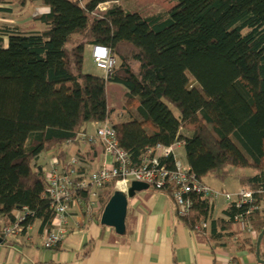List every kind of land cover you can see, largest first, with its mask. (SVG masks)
Masks as SVG:
<instances>
[{"label": "trees", "instance_id": "1", "mask_svg": "<svg viewBox=\"0 0 264 264\" xmlns=\"http://www.w3.org/2000/svg\"><path fill=\"white\" fill-rule=\"evenodd\" d=\"M121 1L0 0V12L13 11L5 6L9 3L23 9L38 2L48 8L33 17L43 28L0 25V217L15 222L17 212L27 208L21 234L38 223L41 232L50 230L55 215L36 161L57 149L65 162L62 145L81 143L89 123H112L133 163L140 164L157 145L182 142L190 173L198 180H225L235 169L240 184L252 191V201L230 204L227 219L212 222L211 238H222L221 232L231 230L238 218L260 235L264 0H176L169 14L150 17L117 5ZM105 4L112 5L102 10ZM89 45L108 47L116 59L107 79L84 71ZM110 82L125 88L124 106L135 107L125 121L111 119ZM89 145V152L103 147ZM86 170L78 168L79 174H90ZM156 190L172 197L166 188ZM114 192L112 182L98 193L101 207L89 214L98 225ZM76 196L86 205L92 201L90 191ZM188 197L192 206L183 222L191 230H206L209 200L195 192ZM256 243L240 239L244 250L254 251Z\"/></svg>", "mask_w": 264, "mask_h": 264}, {"label": "crops", "instance_id": "2", "mask_svg": "<svg viewBox=\"0 0 264 264\" xmlns=\"http://www.w3.org/2000/svg\"><path fill=\"white\" fill-rule=\"evenodd\" d=\"M38 4L43 6L40 13L48 11L43 4ZM122 117L111 112L114 123L125 121ZM95 124L93 131L88 125L85 133L93 135L103 125ZM62 147L66 152V161L59 159L60 168H64L73 157H80V153L85 158L80 166L86 167V172L98 170L109 162L101 146L96 152H89L91 146L82 143L64 144ZM182 149L184 146L179 148L178 153L188 165ZM53 156H57V149L42 154L35 163L36 167L45 172ZM203 182L217 189L216 182L211 178H205ZM241 187L239 182L238 189L231 191L232 194ZM222 192L228 193L226 190ZM211 206V221L206 230H191L178 215L172 197L166 192L149 188L129 199L126 233L120 236L113 228L98 225L88 214L86 204L74 205L69 210L70 232L58 249L47 250L41 246L45 232H41L38 223L25 234L0 235V264H264V236L259 242L262 233L258 235L252 226L251 232H243L235 225L231 230L222 231V238H211L212 222L227 219L229 205L219 199ZM21 214L23 212L18 211L16 215ZM242 238L250 239L252 245L257 242L255 250L242 249Z\"/></svg>", "mask_w": 264, "mask_h": 264}, {"label": "built area", "instance_id": "3", "mask_svg": "<svg viewBox=\"0 0 264 264\" xmlns=\"http://www.w3.org/2000/svg\"><path fill=\"white\" fill-rule=\"evenodd\" d=\"M91 53L96 67L108 78L116 67V60L112 57L110 50L103 45H93ZM81 143H100L109 162L90 174H79L78 168L81 164L79 157H73L64 168H60L59 158L53 156L49 168L44 172L47 196L55 215L51 229L45 230L42 236L41 246L47 250L56 248L68 236L71 228L69 222L71 207L85 205L84 201L76 196V192L81 190L91 192L92 201L86 205L87 212L90 214L101 207L99 201H93L98 197L99 191L112 182H114L115 191L119 190L124 193L128 192L135 181L149 184L150 187L159 190L166 188L171 191L178 215L182 218L187 216L191 210L192 201L188 195L192 192L207 198L211 205L223 199L228 205L237 203L241 206L252 201L253 198L252 191L246 186H242L237 193L230 194L215 190L198 180L190 173L189 166L180 158L178 150L183 146L182 142L172 146L157 145L149 149L140 164L133 163L130 155L119 146L117 132L110 123L102 125L93 135H82ZM168 158H173L171 164L166 162ZM24 210L26 211L17 216L15 222L0 217L1 236L23 232L25 229L23 222L28 209L24 208ZM236 225L239 231H252L251 226L247 224L248 227H246L241 218L236 220Z\"/></svg>", "mask_w": 264, "mask_h": 264}, {"label": "rangeland", "instance_id": "4", "mask_svg": "<svg viewBox=\"0 0 264 264\" xmlns=\"http://www.w3.org/2000/svg\"><path fill=\"white\" fill-rule=\"evenodd\" d=\"M41 4V3H40ZM178 4L176 0H124L117 5H122L123 7L129 9L131 12H136L141 14L144 17H150L157 14H169L171 10H173ZM112 4H105L101 6V9H106L107 7L111 6ZM8 8H13L11 12H0V25H8L10 27L19 28L23 31H30L36 30L40 27L43 28L42 24L34 23L33 17L37 14H40L42 11L41 5L34 2H29L27 6L23 9H20L18 6H15L13 3L6 4ZM84 71L86 73H91L95 75H103V72L97 69L95 66L90 49L87 47L85 51V59H84ZM107 93H108V103L109 109L111 112L119 114V116H123L122 119H129L131 115L135 113V107H125V88L118 83L110 82L107 85ZM122 110H126L121 114ZM173 112L177 115V110L172 107ZM91 130L93 131L96 124L89 123ZM184 135H187L184 133ZM182 155L186 158L185 149H182ZM91 172H94L91 171ZM90 172V173H91ZM240 172H245L240 170ZM247 173H253L251 170H247ZM211 178L215 181V186L217 187L216 190L224 191L226 190L228 193L232 194L234 189H238V173L235 169H232V174L225 180L216 179L213 177H206ZM214 189V188H213ZM224 189V190H222ZM115 190V188H114ZM116 190H118L116 188ZM94 202L98 201V197L93 200Z\"/></svg>", "mask_w": 264, "mask_h": 264}, {"label": "water", "instance_id": "5", "mask_svg": "<svg viewBox=\"0 0 264 264\" xmlns=\"http://www.w3.org/2000/svg\"><path fill=\"white\" fill-rule=\"evenodd\" d=\"M149 188V184L135 181L131 184L127 193L119 190L115 191L103 210L101 224L103 226L113 228L117 235H124L126 233L129 199L133 198L137 192L147 190ZM263 236L264 232L260 235L259 242ZM1 241L2 239H0V242ZM258 258H260L259 253Z\"/></svg>", "mask_w": 264, "mask_h": 264}, {"label": "bare ground", "instance_id": "6", "mask_svg": "<svg viewBox=\"0 0 264 264\" xmlns=\"http://www.w3.org/2000/svg\"><path fill=\"white\" fill-rule=\"evenodd\" d=\"M92 46L93 45H89V49H90V53H91V48H92ZM108 48V47H107ZM109 49V48H108ZM111 53V52H110ZM91 57H92V53H91ZM113 57V56H112ZM92 60H93V58H92ZM116 60V59H115ZM94 62V61H93ZM116 65H117V61H116ZM96 66V65H95ZM98 69V68H97ZM101 71V70H100ZM103 72V71H102ZM114 72V71H113ZM102 76H104L105 77V74H104V72H103V75ZM106 79H107V77H105ZM106 124V123H105ZM112 126H113V124L112 123H110ZM104 125V124H103ZM83 144V143H82ZM87 145H89V144H87ZM183 146H184V144H183Z\"/></svg>", "mask_w": 264, "mask_h": 264}]
</instances>
